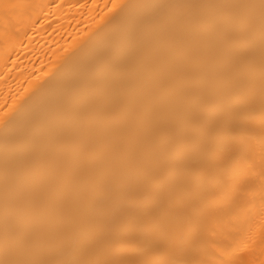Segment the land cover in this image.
I'll list each match as a JSON object with an SVG mask.
<instances>
[{"label":"bare ground","instance_id":"6f19581e","mask_svg":"<svg viewBox=\"0 0 264 264\" xmlns=\"http://www.w3.org/2000/svg\"><path fill=\"white\" fill-rule=\"evenodd\" d=\"M0 264H264V0H0Z\"/></svg>","mask_w":264,"mask_h":264}]
</instances>
